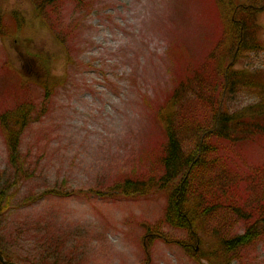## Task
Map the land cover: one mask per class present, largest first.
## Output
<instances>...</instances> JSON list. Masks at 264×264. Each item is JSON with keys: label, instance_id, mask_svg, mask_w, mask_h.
<instances>
[{"label": "rangeland", "instance_id": "obj_1", "mask_svg": "<svg viewBox=\"0 0 264 264\" xmlns=\"http://www.w3.org/2000/svg\"><path fill=\"white\" fill-rule=\"evenodd\" d=\"M220 7L217 0H59L47 8L49 24L44 25L31 12L29 1L0 0L1 23L9 36L0 35V113L26 100L38 105L44 101L42 89L23 76L22 59L17 60L18 54L11 51L14 38L22 45L19 51L28 43L52 52L51 72L59 83L47 99V112L29 123L20 138V156L32 176L17 184L13 207L1 217V236L14 245L10 251L22 256L24 248L35 246L23 245L15 232L27 220L30 225L50 224L52 231L79 244L82 258L75 264L224 261V256L215 260L211 239L204 240L202 235L191 244L195 255L186 253L180 243L187 240L185 230L164 219L166 191L131 197L110 193L114 183L125 178L146 181L162 173L164 119L175 87L194 72L206 71L201 74L218 80L213 69L222 63L212 53L226 41L230 20ZM13 11L21 22L18 32ZM256 21L264 46V8ZM56 33L66 36L63 49L55 45ZM257 60L264 63V50ZM242 62L239 58L237 64ZM241 99L249 102V96ZM186 110L203 111L191 99ZM7 153L0 130L3 182L14 172ZM233 159L244 175L264 168V137L240 143ZM60 187H66L70 195L37 198L48 188ZM247 189L242 184L237 193L245 196ZM25 196L33 198L30 205L19 204ZM255 196L251 191L250 199ZM241 225L237 223L232 232L243 231ZM148 233H154L155 239L146 252L142 241ZM12 260L21 264L15 256ZM229 264H264V237Z\"/></svg>", "mask_w": 264, "mask_h": 264}, {"label": "trees", "instance_id": "obj_2", "mask_svg": "<svg viewBox=\"0 0 264 264\" xmlns=\"http://www.w3.org/2000/svg\"><path fill=\"white\" fill-rule=\"evenodd\" d=\"M27 1L35 18L47 25L45 12L49 10L47 8L55 7L59 0ZM217 2L223 14L230 18L224 32L226 41L216 45L212 53L222 63L219 69H213L218 80L201 74L206 71L194 72L175 87L164 119L166 143L160 157L162 173L146 181L125 178L114 183L110 193L131 197L166 191L168 205L164 219L170 226L185 230L187 240L180 243L186 253L195 255L190 249L191 244L202 235L204 240L211 239L215 260L224 256V261L218 262L229 264L247 246L264 237V168L244 175L241 173L244 170L240 171L233 163L240 143L264 137V63L257 62L258 53L264 50V46L258 39L259 24L256 21L257 13L264 8V0H247L238 5L233 0ZM16 15L13 11L11 16L15 18V31L18 32L22 27ZM1 16L0 11V35L9 37L3 30ZM53 36L58 42L55 45L63 49L66 36L61 33ZM13 40L15 48L11 51L18 54L17 60L22 59L19 63H23V76L40 86L44 101L38 105L26 100L0 113V130L9 166L14 171L10 172L9 181H0V221L13 207L17 184L32 176L20 156L21 135L29 123L38 121L47 112V99L59 84L51 72L52 52L31 48L28 43L25 50L19 51L22 46L17 41L19 39ZM232 50H235L234 56ZM232 56L235 58L230 61ZM239 58L243 61L241 64H237ZM9 61L7 59L6 64ZM244 95L249 96V102H242ZM190 99L203 111L188 112L186 108ZM242 184L248 187L245 196L237 193ZM251 191L256 193L253 199H250ZM50 194L70 195L66 187L48 188L37 198ZM32 199L25 196L18 202L30 205ZM29 223L22 220L15 231L23 245L35 244L33 248H24L22 256L10 251L14 245L5 242L1 229L0 253L6 260L13 261L12 256H15V261L21 264H75L77 258H82L79 257V244H72L71 240L52 231L50 224ZM237 223H242L243 231L233 233ZM26 233L32 234V238L25 236ZM154 239L146 237L147 249Z\"/></svg>", "mask_w": 264, "mask_h": 264}, {"label": "water", "instance_id": "obj_3", "mask_svg": "<svg viewBox=\"0 0 264 264\" xmlns=\"http://www.w3.org/2000/svg\"><path fill=\"white\" fill-rule=\"evenodd\" d=\"M0 261L2 264H9L6 260H4L1 254H0Z\"/></svg>", "mask_w": 264, "mask_h": 264}]
</instances>
